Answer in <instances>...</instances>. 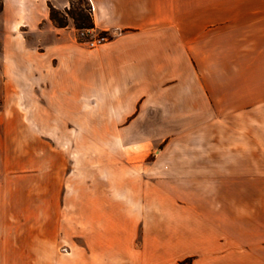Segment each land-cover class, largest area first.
Wrapping results in <instances>:
<instances>
[{
	"label": "crops",
	"instance_id": "crops-1",
	"mask_svg": "<svg viewBox=\"0 0 264 264\" xmlns=\"http://www.w3.org/2000/svg\"><path fill=\"white\" fill-rule=\"evenodd\" d=\"M0 1L47 23L41 76L78 123L200 130L184 167L105 153L61 200H0V264H264V0H91L97 46L50 19L70 0Z\"/></svg>",
	"mask_w": 264,
	"mask_h": 264
},
{
	"label": "rangeland",
	"instance_id": "rangeland-1",
	"mask_svg": "<svg viewBox=\"0 0 264 264\" xmlns=\"http://www.w3.org/2000/svg\"><path fill=\"white\" fill-rule=\"evenodd\" d=\"M12 21L6 27L0 16V200H61L73 170L87 171L105 153L123 155L131 169L156 159L159 167H184L185 154L199 152L192 143L200 130L78 123L60 96L61 82L41 76L47 23L39 26L31 14Z\"/></svg>",
	"mask_w": 264,
	"mask_h": 264
},
{
	"label": "trees",
	"instance_id": "trees-1",
	"mask_svg": "<svg viewBox=\"0 0 264 264\" xmlns=\"http://www.w3.org/2000/svg\"><path fill=\"white\" fill-rule=\"evenodd\" d=\"M88 4L85 5L84 2ZM50 19L57 27H67L70 19L74 21L77 29V37L80 42L89 43L95 37H105L102 42L109 41L115 35L108 30H97L94 9L91 0H70V5L64 9L49 3ZM191 258H187L177 264H191Z\"/></svg>",
	"mask_w": 264,
	"mask_h": 264
},
{
	"label": "built area",
	"instance_id": "built-area-1",
	"mask_svg": "<svg viewBox=\"0 0 264 264\" xmlns=\"http://www.w3.org/2000/svg\"><path fill=\"white\" fill-rule=\"evenodd\" d=\"M104 39H105V37H101V38L95 37V39L91 40L89 42V44L92 45V46H96L99 43L100 44L103 43L102 40H104Z\"/></svg>",
	"mask_w": 264,
	"mask_h": 264
}]
</instances>
